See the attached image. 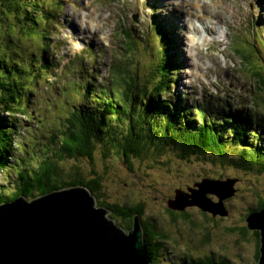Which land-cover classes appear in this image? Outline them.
I'll return each mask as SVG.
<instances>
[{
    "label": "rangeland",
    "instance_id": "374dc122",
    "mask_svg": "<svg viewBox=\"0 0 264 264\" xmlns=\"http://www.w3.org/2000/svg\"><path fill=\"white\" fill-rule=\"evenodd\" d=\"M185 1L48 0L49 5L59 9L57 20L53 21L56 26L49 22L47 29L50 33L44 32L46 39L39 40V43L31 40L33 42L21 48V55L33 62L36 55L41 57L44 50L50 58L47 72L50 79L45 82L46 76L43 75L44 79L37 81L39 94L32 96L38 117L43 118L45 124L55 123L57 106L62 105L65 98L80 99L82 92L78 85L84 84L86 79L92 78L98 89L109 84L118 86L117 67L124 64L125 41L121 34L124 27L132 28L135 40L141 43L134 60L142 75L151 63L149 56L156 54L161 46L157 43V28L161 27L171 36L175 45L172 51L175 63L173 93L181 97L179 104L183 108L192 103L201 107L207 101L209 110L219 112L217 108L224 101L227 105L250 109L254 114L264 113V105L255 99H261V95L258 80L251 69L252 64L260 65L259 57H264V0H217L220 21L213 34L201 27L195 15L190 17L185 11L193 13L196 1L201 3V8L204 2L211 1ZM88 15L95 17L89 19ZM192 22L200 26V33L194 29ZM38 44L40 46H36ZM146 44L149 45L148 50ZM241 48L251 51L255 57L252 64L241 58ZM68 85L74 88L71 93ZM15 96L9 100H15ZM11 105L16 109L8 114L5 112L6 102H0V118L8 129L14 130L15 136L23 131L20 138L26 142L31 133L25 132L24 127L33 124V120H25L18 110L19 105ZM47 129L49 127L44 125L37 129V133L41 135ZM230 135L227 134V137L231 138ZM260 145H264V139L260 140ZM162 153L154 156L145 152L140 158H132L130 169L121 159L122 155L116 152L108 159L99 160L95 151V161L93 159L91 164L83 159L75 163L82 169L85 178H88L90 170L102 169V199L119 205L140 204L143 208L141 219L166 235L155 241L158 251L155 258L149 257L150 264H193L190 258L207 253L215 258L224 256L227 264L256 263L254 231L248 229L242 235L241 229L257 202L264 199V171H245L236 166L223 165L210 154L179 159L170 149ZM64 160L59 163L63 169L75 164ZM3 176L0 175L3 185L12 182L11 179H3ZM201 178L235 179L232 185L234 193L222 200L226 214L204 211L197 204L186 205L175 215L169 213L168 205L176 190L189 192L187 188L200 182ZM206 195L214 204L220 201L212 190ZM138 218L142 226L140 216ZM115 222L121 226L119 217ZM121 227L128 231L132 225L130 228L126 225ZM203 228L207 231H202ZM206 233L210 236L209 241L201 244L200 239L207 236Z\"/></svg>",
    "mask_w": 264,
    "mask_h": 264
},
{
    "label": "trees",
    "instance_id": "16d2710c",
    "mask_svg": "<svg viewBox=\"0 0 264 264\" xmlns=\"http://www.w3.org/2000/svg\"><path fill=\"white\" fill-rule=\"evenodd\" d=\"M57 12L59 9L49 5L48 0H0V102H6L5 112L8 114L16 109L11 105L14 103L19 105L18 110L25 120H33V124L24 127L25 132L31 133L24 142L20 138L23 131L15 136L14 130L8 129L0 118V175L12 181L6 185L0 182V204L21 196L31 199L70 186L85 185L95 196L97 205L107 207L111 217H119L122 222L119 224L130 228L135 214H139L141 219L142 206L119 205L103 200V170H97L95 166L96 170H90L88 178H85L82 169L76 167L75 161L80 159L90 164L93 159L95 161V151L99 160L108 159L114 152L121 154L129 169L132 158H140L145 152L159 156L170 149L179 159L210 154L223 165L236 166L245 171L257 169L263 173L264 145H260V140L264 139V113L254 114L250 109L227 105L224 101L217 108L219 112L209 110L207 101L201 107L192 103L183 108L179 104L181 97L173 93L175 63L172 51L175 45L161 27L156 30L157 43L161 46L156 54L149 56L151 63L143 75L134 60L141 43L135 40L132 28L124 27L121 32L125 41L124 64L117 67L118 86L109 84L98 89L92 78L86 79V83L78 85L81 98H65L63 104L57 106L55 123L45 124L33 107L32 96L39 94L37 81L41 79V82L43 75L46 76L45 82L50 79L47 76L50 58L42 48L43 54L38 57L34 53L37 58L33 62L21 55V48L33 42L31 40L38 42L46 39L45 33H50L47 25L49 22L55 25L53 21L57 20ZM241 49V58L252 64L255 57L251 51ZM259 60L260 65L252 64L251 69L258 80L261 95V99H255L264 105V57H259ZM68 87L71 93L74 88L72 85ZM14 95L16 99L9 100ZM44 125L49 129L40 135L37 129ZM229 133L231 138L227 137ZM64 159L75 164L63 169L59 163ZM263 206L264 199H260L252 211ZM168 209L171 214L177 211ZM141 222L148 255L155 258L158 251L155 241L166 235L159 233L156 226L153 228L151 224ZM242 228L243 235L248 228L246 225ZM202 231L207 230L203 228ZM206 235L200 239L201 244L209 241L210 236ZM254 236L257 262L259 243L256 231ZM212 257L215 258L207 253L190 259L193 264H227L224 256Z\"/></svg>",
    "mask_w": 264,
    "mask_h": 264
},
{
    "label": "water",
    "instance_id": "95a60500",
    "mask_svg": "<svg viewBox=\"0 0 264 264\" xmlns=\"http://www.w3.org/2000/svg\"><path fill=\"white\" fill-rule=\"evenodd\" d=\"M200 180L186 194L176 190L168 206L181 210L197 204L204 211L226 214L222 200L234 193L235 179ZM211 190L220 199L216 204L206 195ZM132 220L128 231L118 226L85 185L31 199L21 196L0 204V264H150L145 231L137 215ZM245 221L259 233L257 264H264V206Z\"/></svg>",
    "mask_w": 264,
    "mask_h": 264
},
{
    "label": "bare ground",
    "instance_id": "6f19581e",
    "mask_svg": "<svg viewBox=\"0 0 264 264\" xmlns=\"http://www.w3.org/2000/svg\"><path fill=\"white\" fill-rule=\"evenodd\" d=\"M211 2L210 3H205L204 2V7L203 8H201L200 7V5H201V3L199 4L197 1H196V3L194 4L195 6H196V8L194 9L195 11H193V13L191 12V11H189V10H185L186 12H187V15L188 16H193V15H195V17H197V19H198V22L200 23V25H201V27L205 30V31H207V32H209V33H211V34H213V32H215V28H216V26L219 24V21H220V17H219V14H218V7H217V0H210ZM186 3H188L189 1L187 0V1H185ZM213 4H214V6H213ZM189 5H190V3H189ZM211 6V7H210ZM173 7V6H172ZM189 8H191V7H189ZM178 9V8H177ZM198 10H200L199 12H198ZM179 11V10H178ZM93 13V12H92ZM176 15V14H175ZM180 15V14H179ZM198 15V16H197ZM177 16H178V14H177ZM89 19H91V18H93V17H95V16H91V15H88L87 16ZM186 20V19H185ZM180 21H182V19H180ZM195 22V21H194ZM190 23V22H189ZM192 25H194L195 27H194V29H196V31L197 30H199L200 29V26H198V24L196 25V23H191ZM191 25V26H192ZM94 27L96 28L97 27V24H95L94 25ZM190 28V27H189ZM190 30V29H189ZM98 33H100V32H98ZM199 33H200V30H199ZM203 33V32H202ZM192 36V35H191ZM202 36H204V35H202ZM191 38V37H190ZM193 40H195V39H193ZM192 42V41H191ZM196 42H198V41H196ZM194 45V44H193ZM194 47V46H193ZM199 49V48H198ZM179 190V189H178ZM181 191H183L185 194L187 193L186 192V190H183V189H181ZM149 253H148V250H147V255H148ZM148 257H149V255H148Z\"/></svg>",
    "mask_w": 264,
    "mask_h": 264
},
{
    "label": "flooded vegetation",
    "instance_id": "af4514ba",
    "mask_svg": "<svg viewBox=\"0 0 264 264\" xmlns=\"http://www.w3.org/2000/svg\"><path fill=\"white\" fill-rule=\"evenodd\" d=\"M253 231H254V233H255V231H256V230H253ZM256 232H257L258 243H259V233H258V231H256ZM210 255H212V254H210ZM215 259H216V258H215ZM191 263H193V262H192V260H191ZM254 264H257V262H256V263H254Z\"/></svg>",
    "mask_w": 264,
    "mask_h": 264
}]
</instances>
